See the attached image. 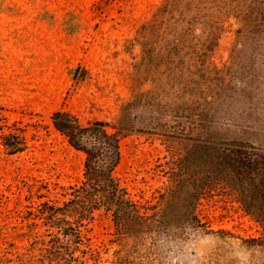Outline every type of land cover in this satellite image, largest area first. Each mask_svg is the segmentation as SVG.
Returning <instances> with one entry per match:
<instances>
[{
  "label": "rangeland",
  "instance_id": "374dc122",
  "mask_svg": "<svg viewBox=\"0 0 264 264\" xmlns=\"http://www.w3.org/2000/svg\"><path fill=\"white\" fill-rule=\"evenodd\" d=\"M56 111L121 134L123 226ZM80 263L264 264V0H0V264Z\"/></svg>",
  "mask_w": 264,
  "mask_h": 264
},
{
  "label": "trees",
  "instance_id": "16d2710c",
  "mask_svg": "<svg viewBox=\"0 0 264 264\" xmlns=\"http://www.w3.org/2000/svg\"><path fill=\"white\" fill-rule=\"evenodd\" d=\"M51 120L53 127L64 137L66 142L84 154L83 180L79 186L71 187L69 194L72 198L69 202H75L78 205L75 207L83 215L103 207L105 211L112 212L117 226H123L124 219L127 220L124 216L130 215L131 211H136L137 205L127 197L125 189L120 187L113 175L114 168L120 160L121 134L119 131L104 121L96 120L80 124L76 117L63 111L54 112L51 115ZM2 145L10 153L20 152L25 147L23 138L11 133L3 135ZM233 153L235 160L237 157L242 162L247 159L248 163H250V158L256 155L246 152L243 155L239 149H235ZM240 161L237 159V162ZM180 179H182V175ZM193 190L197 195L200 192L198 187ZM49 211L55 212V208L49 209ZM67 228L72 230V233H68ZM67 228L64 229L66 230L65 235H74L76 240L80 241L78 230L72 228L71 225ZM52 242L61 244L59 237H53ZM49 252L57 256L60 254L56 248ZM68 257L71 262H75L72 255H68Z\"/></svg>",
  "mask_w": 264,
  "mask_h": 264
}]
</instances>
